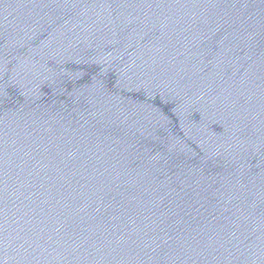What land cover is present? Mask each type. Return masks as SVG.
Wrapping results in <instances>:
<instances>
[{
    "label": "water",
    "instance_id": "1",
    "mask_svg": "<svg viewBox=\"0 0 264 264\" xmlns=\"http://www.w3.org/2000/svg\"><path fill=\"white\" fill-rule=\"evenodd\" d=\"M0 264H264V0H0Z\"/></svg>",
    "mask_w": 264,
    "mask_h": 264
}]
</instances>
